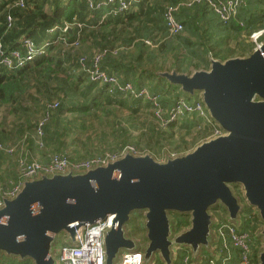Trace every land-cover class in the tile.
<instances>
[{
  "label": "trees",
  "instance_id": "obj_1",
  "mask_svg": "<svg viewBox=\"0 0 264 264\" xmlns=\"http://www.w3.org/2000/svg\"><path fill=\"white\" fill-rule=\"evenodd\" d=\"M190 1L154 0V6L149 10L133 13L139 16V20L133 25L135 52L132 55V83L104 67L105 63L114 64L112 56L118 52L115 48L95 41L90 45L94 49L89 54L82 51L89 19L94 15H104L112 5L90 9L87 0H23V6H20L16 4L17 0H0V42L6 50L20 49L24 37L31 38L37 48L41 47L33 60L21 68L0 65V108L5 114L0 121V144L13 148L10 152L0 148V188L7 189L17 182L20 158L45 163L52 156L61 155L78 162L118 154L126 146L145 152L137 138L132 137L133 129L142 126L149 129L151 139L152 134L160 140L167 137L165 130L159 131L155 125L149 124L151 118L161 129L167 128L171 136L172 127L178 124L180 130L186 132L202 130L194 138L195 141L206 134L204 138H208L212 126L196 112L184 111L165 124L155 117V110L160 107L166 121L169 110L180 98L188 103L201 102L200 95L184 94L176 85L167 84L166 79L157 72L172 67L180 72L208 68L209 55L223 60L250 53L253 49L250 42L241 40L236 44L237 41H234L236 45L231 48L229 40H237L243 31L248 37L253 31L264 27V0H242L227 23H222L205 2L185 4ZM134 3L132 5L135 6ZM167 5L177 6L174 16L182 24V30L178 33L170 34L165 23ZM126 13L108 15L104 19H101V15L98 24L105 25ZM66 23L71 25L63 31ZM52 27H55V34L48 33ZM88 35H92V32H88ZM146 40L155 45L154 48H150ZM98 55L97 65L101 70L116 77L119 84L130 83L137 92L145 88L150 96L155 97L157 106L144 96L137 97L117 87L111 92L109 83L90 80L85 69L94 66ZM54 103L57 105L53 106ZM123 107L135 118L132 115L123 116L116 110ZM145 111H149V118L135 116ZM9 115L14 117L10 122L7 119ZM43 119L41 133L38 134L37 127ZM106 127L110 128V132L106 131ZM180 137L175 148L186 151L188 141ZM236 188L238 191L239 187ZM218 210L217 218L223 221V209ZM173 218L175 232L189 226L187 214L178 213ZM261 223L258 215L247 208L240 215V223L236 227L237 232H245L249 236V264L259 263L261 244L252 242V239ZM215 247L218 250L214 255L201 253L199 264H210L212 257L216 259V264L239 263L238 247L230 244L228 251L221 250L219 240ZM186 254V249L178 248L173 264H184ZM12 263L21 262L6 254L0 255V264ZM154 264L163 263L157 261Z\"/></svg>",
  "mask_w": 264,
  "mask_h": 264
},
{
  "label": "water",
  "instance_id": "obj_2",
  "mask_svg": "<svg viewBox=\"0 0 264 264\" xmlns=\"http://www.w3.org/2000/svg\"><path fill=\"white\" fill-rule=\"evenodd\" d=\"M208 60V68H174L158 75L184 94L200 95L221 135L164 162L148 153L126 151L84 170L69 168L24 179L19 191L3 198L0 206V255L58 264L63 237L75 245L76 230L110 213L103 243L105 264H114L119 250L139 249L124 225L132 212L143 210L148 239L140 248L143 264L155 253L163 264H173V248L188 249L194 264L195 258L201 259L200 247L212 243L217 221H212L211 207H223L228 223H240L242 208L231 185H241L239 191L264 222V38L244 56L222 60L209 55ZM170 212L187 214L189 226L175 232ZM259 233L264 237V226ZM258 258V264H264V240Z\"/></svg>",
  "mask_w": 264,
  "mask_h": 264
},
{
  "label": "built area",
  "instance_id": "obj_3",
  "mask_svg": "<svg viewBox=\"0 0 264 264\" xmlns=\"http://www.w3.org/2000/svg\"><path fill=\"white\" fill-rule=\"evenodd\" d=\"M134 0H102L100 2H94L92 0H87L88 7L90 9L102 8L104 6L112 5L109 10L102 16L101 19L106 18L108 15H118L126 12L130 9ZM205 2L210 6L215 14L219 17L222 23H227L235 15L237 7L242 3V0H191L185 4H191L192 2ZM23 6V0H17V3ZM177 6L167 5L165 10V23L168 27L170 34L178 33L182 30V24L174 16ZM11 18L8 16V21ZM71 24L66 23L62 30H67L68 26ZM55 27L49 29L53 31ZM249 41L253 45V48L258 47L262 39L264 38V27L253 31L249 36ZM48 43L46 42L45 45ZM37 48L35 42L29 38H22V44L20 49L6 50V48L0 42V65L7 68H21L31 62L35 55L40 51ZM99 55L95 58V64L92 68H87V72L90 80L101 81L109 83L110 91L112 92L116 87L118 90L124 92H130L134 96H144L149 100H153L154 104L157 106L155 97L150 96L145 88H142L138 92L135 91L130 83L119 84L116 77L108 75L106 72L101 70L97 61ZM54 103L53 106H56ZM187 112H196L198 115L203 116L212 126V131L210 137L221 135L222 130L210 119L207 112L201 102L188 103L184 99L180 98L172 106L168 112V119H165L161 115V108L158 107L155 110V117H157L163 124L170 122L175 119L177 115ZM44 119L40 120L39 126L37 127V133H41L40 126L42 125ZM0 148H5L0 144ZM7 151H12L13 148H5ZM130 151L135 154H141L143 152L137 151L133 146H126L120 153L116 155L106 154L104 157H94L83 161H70L67 157L61 155H54L50 161L42 163L37 160H27L26 158H20L18 162L19 166V178L17 182L13 183L11 187L7 189L0 188V206L3 204V198L13 197L20 189L22 181L24 179H29L38 176L41 173H53V172H65L69 168L75 170H84L93 165L104 164L108 160H113L124 152ZM111 224V214L106 213L104 217L97 218L93 222L86 221L79 231L77 232V243L73 246L68 245L65 242V237L59 248L57 255L58 264H105V251L103 238L105 231L109 228ZM215 232L217 239L221 242V250L228 251L230 244L238 247L240 249V260L238 264H249V255L251 252L250 240L247 233L237 232L236 226L227 221H218L216 224ZM184 264H193L191 261L190 252L187 251L183 259ZM210 264H216V259L211 258L209 260ZM12 264H32L31 261H24L21 263ZM116 264H143V253L140 249L134 251H123L116 262Z\"/></svg>",
  "mask_w": 264,
  "mask_h": 264
},
{
  "label": "rangeland",
  "instance_id": "obj_4",
  "mask_svg": "<svg viewBox=\"0 0 264 264\" xmlns=\"http://www.w3.org/2000/svg\"><path fill=\"white\" fill-rule=\"evenodd\" d=\"M241 40L243 41V42H250L249 41V38L247 37V34H246V32H242L241 34H240V37H238V39L237 40H235V39H233V38H231L230 40H229V43H230V46H231V48H233V46L234 45H236V44H238V43H240L241 42ZM234 41H237V43L235 44V42ZM251 43V42H250ZM92 112V111H91ZM148 113H149V111H145L143 114H141V115H135L136 117H139V116H141L142 118H149L148 116ZM128 113L127 112H124L122 115L124 116V115H127ZM143 115H144V117H143ZM148 115V116H147ZM3 117H5V114H4V111H3V109H1L0 108V121H2V119H3ZM134 117V116H133ZM135 118V117H134ZM7 119H8V121H9V118L7 117ZM152 123V125H155L156 126V128L159 130V131H162V130H165V135L167 136V137H165V138H163V139H159L157 136H155V135H153L152 134V139L150 138V130L148 129L147 130V128H145V127H137L136 129H133V136L132 137H136L137 138V141H138V144H139V146L141 147V148H144L145 149V152H143V153H148V154H150L155 160H157V161H159V162H164V161H166V159L168 158V157H170V156H173V155H176V154H181V153H184V152H186V151H191L196 145H198L201 141H205V140H207V139H209V137L208 138H204L206 135H204V139H198V140H194V138L196 137V136H198V135H200L201 134V132H203L202 130H194V129H192L191 130V132L189 131V132H186L184 129L182 130H180V127H179V125L178 124H176V125H174L173 127H172V136H171V134H170V132L167 130V128L165 129V127H163L164 129H161L160 127H158V125L156 124V121L154 122L153 121V119L151 118V121L149 122V124H151ZM178 126V127H177ZM168 129H171V128H168ZM106 131H108V132H110V128H108V127H106ZM167 131V132H166ZM170 134V135H169ZM180 136H182V137H184L187 141H188V144H189V148L186 150V151H181V150H179V151H177L176 150V148H175V144H176V142H178V140L179 139H181V137ZM86 137H89V135H87ZM150 139V140H149ZM195 141V142H194ZM112 148H114V147H112ZM111 148V149H112ZM143 153H141V154H143ZM117 153H115V154H111V155H116ZM232 186V189H233V191L236 193V195L238 196V198H239V202H240V204H241V208H242V210H241V214H242V212L243 211H246L247 210V208H250V210L254 213V215H256L257 216V210H256V208L255 207H252V206H250L248 203H247V201L245 200V198H244V196L242 195V192L241 191H237V188H236V186L237 187H239L240 189H241V185H231ZM223 209V211H222V209ZM220 210V211H222V213H221V215H222V219H223V221H226V218H227V216H226V211L224 210V208L223 207H220L219 205H216V206H213V207H211L210 209H209V212L212 214V221H213V223L214 222H218L219 221V219L217 218V215H216V212H217V210ZM218 210V211H219ZM246 213V212H245ZM170 214V217H171V219H173V217H174V215L175 214H178L177 212H170L169 213ZM264 226V222H262L260 225H259V227H258V229L255 231V233L253 234V239H252V242H263V240H264V237H263V235H261L260 233H259V230L262 228ZM212 230L213 231H211V237H210V239H211V242L212 243H209V245H208V248H206L205 246H201L200 248H201V250H202V254H205V253H208L209 255L210 254H212V255H214V254H216V250H218V248H216V247H214V246H216V244H217V235H216V233H215V228L212 226ZM124 232H125V234L128 236V237H131L132 239H134V240H136L137 241V244H138V247H139V249L140 248H144V247H146V245H147V242H148V239H147V237H146V228H145V216H144V211L143 210H137V211H134V212H132L131 213V217H130V219H129V221L127 222V223H125V225H124ZM215 235H216V237H215ZM211 245V246H210ZM56 245H55V243L53 244V246H52V250H53V252H55L56 251ZM176 249L177 248H173V253H175L176 252ZM124 251V249H121V250H119V252H118V254H117V256H116V258L114 259V264H116V261L118 260V258H119V256H120V254H121V252H123ZM155 258V259H154ZM149 264L151 263V261H152V263L154 264V263H156L157 261H159V262H161V263H163L162 261H161V258L159 257V255H158V253H155V254H153L150 258H149ZM197 260V258H195V261H193L194 262V264H196L197 262H200L199 260H201L200 258H198V260ZM57 262H58V260H57ZM151 263V264H152Z\"/></svg>",
  "mask_w": 264,
  "mask_h": 264
},
{
  "label": "crops",
  "instance_id": "obj_5",
  "mask_svg": "<svg viewBox=\"0 0 264 264\" xmlns=\"http://www.w3.org/2000/svg\"><path fill=\"white\" fill-rule=\"evenodd\" d=\"M135 1H138L140 3H137ZM134 2L133 3L136 5L135 6L132 5L130 9L126 11L127 13L122 15L121 18L118 17L116 18V20L113 19L111 21H108L107 23H105V25L98 24V19L99 17L101 18V15L103 14H101L99 17L98 15L92 16V18H90L88 21V25L84 34V39L82 41V51L84 50L86 54H89L92 51V49H94L90 45L95 41L100 44H106L115 48L118 52L115 56L114 55L112 56V58H114V64L107 65L105 63L104 67L106 68V70L115 72L117 75H119V77L128 80L132 83H133V63H134L132 55L133 52H135V48L133 47V25H136L139 20L138 18L139 16L133 13H137V12L141 13L143 11L149 10L151 7L154 6V0H134ZM133 15L136 16L133 17ZM88 32H92V35H88ZM48 33L55 34L56 32L53 30V31H48ZM157 39H158V35H157ZM147 41L148 40H146L147 45H149L150 48H154L155 45H153L152 43H148ZM122 56H125V58H122ZM234 56H244V55H234ZM168 65L170 64L168 63ZM172 69H174V67L170 69L168 68V69L160 70L159 72L170 71ZM159 72H157V75L159 74ZM185 72H191V71H185ZM166 83L168 84L167 80ZM116 110L119 111L120 114L127 112L128 114L124 115L127 117L132 115L130 111L124 107L118 109L116 108ZM138 115H141V113H139ZM8 118H9V122L14 119L13 115H9ZM8 127H10V125H8ZM262 243L263 242L261 241L259 244ZM186 250L189 251L188 249Z\"/></svg>",
  "mask_w": 264,
  "mask_h": 264
}]
</instances>
